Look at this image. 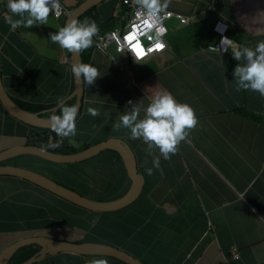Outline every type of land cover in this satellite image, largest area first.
Here are the masks:
<instances>
[{
  "label": "crops",
  "instance_id": "obj_1",
  "mask_svg": "<svg viewBox=\"0 0 264 264\" xmlns=\"http://www.w3.org/2000/svg\"><path fill=\"white\" fill-rule=\"evenodd\" d=\"M60 1L72 10L84 0ZM158 3L160 9L189 16V22L169 20L166 49L141 62L113 48V59L93 48L88 64L97 68L98 76L90 85L83 80L75 133H57L65 145L73 146L108 138L124 141L143 176L140 195L121 209L100 213L104 233L90 238L75 233L69 223L52 226L57 221L49 214L54 200L46 193L0 178V251L23 237L44 235L110 244L142 264H264V96L239 86L233 71L245 58L236 60L232 47L223 50L226 42L215 29L219 21L226 24L225 35L236 48L255 50L264 42V0ZM94 6L100 18L114 20L113 28L123 27L129 17L122 0H101ZM65 19L49 17L30 26L21 20L11 28L0 16V75L9 95L52 103L71 92L70 51L48 35ZM162 90L191 105L196 117L167 159L156 146L149 149L140 138H132L131 126L120 123L121 115L133 111L137 120L144 118L146 107ZM89 107L97 114H90ZM30 130L0 104V150L23 143ZM39 167L32 166L42 173ZM146 168L152 169L150 175ZM67 170L87 180L83 195L94 199H115L130 186L123 161L112 149L68 165ZM102 259L112 264L104 255L72 252L49 254L36 264H90Z\"/></svg>",
  "mask_w": 264,
  "mask_h": 264
},
{
  "label": "clouds",
  "instance_id": "obj_2",
  "mask_svg": "<svg viewBox=\"0 0 264 264\" xmlns=\"http://www.w3.org/2000/svg\"><path fill=\"white\" fill-rule=\"evenodd\" d=\"M6 7L11 13L20 17V19H14L12 15L5 17V22L11 28H15L21 23V20L25 26H30L37 21L43 22L47 19L50 11L58 15L60 2L59 0H7ZM144 7L147 12L140 23L146 29L155 28V38L159 45L156 48H162L164 45L161 38L167 29L162 23V17L158 15L161 5L158 0H148ZM139 15L140 13H137V16ZM132 27L136 29L139 25L133 24ZM97 31L98 27L95 21L81 22L72 18L48 35L51 41L57 42L62 48L78 52L92 45V37ZM140 49V44H137L131 50L134 53H139ZM232 55L236 60H239L243 55L246 61L243 64H236L233 71L239 86L243 89L258 91L260 95L264 96V42H258L255 50L251 48L238 49L233 45ZM141 56L137 55V58ZM71 71L77 78H83L89 85L98 76L97 68L88 63L74 64ZM58 105L60 106L59 114L50 115L48 118L50 125L59 135L74 134L78 105L64 104L62 100H58ZM87 111L92 115L97 114V111L92 107H89ZM133 121L136 122L133 124ZM120 123L124 126H131L130 135L132 138H140L149 149L156 146L167 159L170 152L176 151L177 143L185 135L184 129L192 127L196 123V117L191 105L177 101L170 92L162 90L155 94L152 102L146 107L144 118L137 120L136 112L133 111L131 114L121 115ZM115 127L119 128L120 125H115ZM156 163L157 161L154 159L153 164ZM145 171L150 175L152 169L146 168ZM90 264H107V262L102 259L92 261Z\"/></svg>",
  "mask_w": 264,
  "mask_h": 264
},
{
  "label": "water",
  "instance_id": "obj_3",
  "mask_svg": "<svg viewBox=\"0 0 264 264\" xmlns=\"http://www.w3.org/2000/svg\"><path fill=\"white\" fill-rule=\"evenodd\" d=\"M99 1L101 0H84L70 11L66 16L65 23L72 18L77 19L80 14L97 4ZM69 51L72 58V66L77 63H82L80 50L78 52ZM72 78L73 89L62 99V101L64 103L68 99L74 97V104L78 105V114L82 103L83 78H77L73 73ZM0 104L6 112L15 119L30 126L46 129H53L48 118L50 115H54L52 112L60 107L56 104L53 107L41 111H29L21 107L7 93L1 75ZM47 111L50 112L49 115H44ZM106 149H112L119 154L130 179V186L127 191L121 196L111 200H98L83 195L72 188L58 183L49 176L28 167L13 163H1L22 154L38 156L54 163H78L85 161ZM0 175H13L25 179L76 205L97 212L115 211L129 205L140 195L144 182L142 174L137 170L135 157L131 148L119 138H108L98 143L88 145L76 152H56L35 144H15L0 150ZM31 244H38L40 248L32 256L19 264H33L39 259L57 252H72L82 255H104L116 258L126 264H142L138 258L119 247L110 244L91 241L74 242L55 239L44 235L27 236L8 244L0 251V264H7L9 259L20 248Z\"/></svg>",
  "mask_w": 264,
  "mask_h": 264
},
{
  "label": "trees",
  "instance_id": "obj_4",
  "mask_svg": "<svg viewBox=\"0 0 264 264\" xmlns=\"http://www.w3.org/2000/svg\"><path fill=\"white\" fill-rule=\"evenodd\" d=\"M12 15L14 19L20 18L17 14H13L8 9L1 10L0 16L6 17ZM78 21L86 22L89 21H95L98 27V31L94 34H100L103 32H106L110 29H113L114 27V20L112 18L109 19H102L98 16V14L95 12V6H92L82 14H80L77 18ZM93 35V36H94ZM93 40V39H92ZM93 49V43L88 48L81 49V59L82 63H88V58L90 56V53ZM73 89V82H71V87L68 92H70ZM10 97L21 107L29 110V111H41L44 109H48L57 102L52 103H32L25 100L18 99L16 97H13L10 95ZM75 98L72 97L71 99H68L64 102V104H74ZM60 107L55 111L54 114H59ZM50 112H47L44 115H49ZM15 119V118H14ZM18 121V120H17ZM31 128L29 134L26 136V139H24L22 142L26 144H35L42 147H45L51 151L56 152H76L78 150H81L88 146L87 144H81L79 146H73V145H65L64 141L62 143H58L56 141L57 132L54 131V129H46V128H39L35 126H30ZM53 136V141L48 142L49 136ZM52 145H55L54 147ZM115 152V151H114ZM93 157L82 161L78 163H54L47 161L45 159H42L38 156H33L30 154H22L15 156L7 161L1 162V163H13L17 165H21L24 167L32 168L33 164L37 163L40 164L41 167H39L40 171L53 180L57 181L58 183L67 186L69 188H72L74 190H77L78 192L85 194L86 188L88 187L87 180L84 177L77 176L72 174L67 170L68 165H78L80 163H84ZM34 169V168H32ZM38 169V170H39ZM36 170V169H34ZM0 178L8 179L9 182H11L12 186L17 185L18 183L31 185L33 187H36L40 191L46 193L50 199L54 200V206L52 208H49V214L55 218L57 221L51 223L52 226L56 227H62L64 223H69L73 225L75 229L73 231L75 233H81L87 234L88 237L92 238L91 235L99 236L104 233L103 230V223L99 220L98 216L101 213H107V212H97V211H91L88 209H85L79 205H76L66 199H63L56 194L38 186L35 185L25 179L13 176V175H0ZM95 198V197H94ZM97 198V197H96ZM102 199V198H97ZM113 212V211H112ZM98 218V219H97ZM90 233V234H89ZM84 235V236H85ZM86 235V236H87ZM74 242H80V240H75ZM40 246L38 244H31L24 246L20 248L8 261L7 264H19L32 256ZM108 261H111L112 264H126L116 258L110 257V256H104ZM33 264H36L33 263Z\"/></svg>",
  "mask_w": 264,
  "mask_h": 264
},
{
  "label": "built area",
  "instance_id": "obj_5",
  "mask_svg": "<svg viewBox=\"0 0 264 264\" xmlns=\"http://www.w3.org/2000/svg\"><path fill=\"white\" fill-rule=\"evenodd\" d=\"M59 2V14L57 15L50 11L47 18H63L70 13L71 10L65 7V5L60 0ZM122 2L126 4L130 9L129 17L123 27L113 28L92 37L93 48L100 50L104 54H107L111 59H113V56L110 54V48H113L115 52L125 54L132 62H141L148 59L149 57L157 55L164 51L167 47L166 36L169 31L168 21L174 19L179 21L180 23H188L190 20V17L185 14L165 9H159L158 15L162 17V23L165 25L167 31L161 38V42L164 46L157 49L156 47H159V45L157 44V40L155 38V28L153 27L149 30L144 28V26L140 23L145 18L147 9L144 7V5H139L134 0H122ZM6 4L7 0H3L1 4L2 10L7 9ZM137 13H140V15L137 16ZM133 24H137L139 25V27L133 29ZM215 29L221 33L223 37L222 39L226 42V44L222 46L223 50L236 45L234 41H232L225 35L226 24H222V22L219 21L218 23H216ZM126 36L128 37L126 38ZM137 44H140L141 49L139 53H134L131 49H133ZM137 55L142 56L140 58H137ZM55 139L58 143H62V139L60 138V136L57 135ZM52 141L53 136L50 135L48 138V142Z\"/></svg>",
  "mask_w": 264,
  "mask_h": 264
},
{
  "label": "rangeland",
  "instance_id": "obj_6",
  "mask_svg": "<svg viewBox=\"0 0 264 264\" xmlns=\"http://www.w3.org/2000/svg\"><path fill=\"white\" fill-rule=\"evenodd\" d=\"M111 49V48H110ZM115 53H117V52H115Z\"/></svg>",
  "mask_w": 264,
  "mask_h": 264
}]
</instances>
